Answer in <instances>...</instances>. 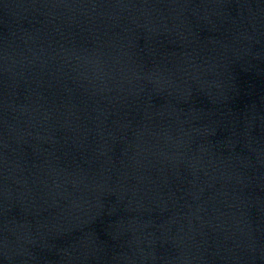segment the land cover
<instances>
[{"label": "water", "instance_id": "obj_1", "mask_svg": "<svg viewBox=\"0 0 264 264\" xmlns=\"http://www.w3.org/2000/svg\"><path fill=\"white\" fill-rule=\"evenodd\" d=\"M0 264H264V0H0Z\"/></svg>", "mask_w": 264, "mask_h": 264}]
</instances>
